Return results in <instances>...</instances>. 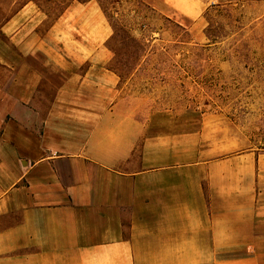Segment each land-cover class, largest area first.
<instances>
[{"label":"crops","instance_id":"0c3cea01","mask_svg":"<svg viewBox=\"0 0 264 264\" xmlns=\"http://www.w3.org/2000/svg\"><path fill=\"white\" fill-rule=\"evenodd\" d=\"M29 8L0 25V264H264V156L217 118L151 132Z\"/></svg>","mask_w":264,"mask_h":264},{"label":"rangeland","instance_id":"374dc122","mask_svg":"<svg viewBox=\"0 0 264 264\" xmlns=\"http://www.w3.org/2000/svg\"><path fill=\"white\" fill-rule=\"evenodd\" d=\"M26 3L18 25L44 38L46 56L86 59L95 81L105 68L122 72L115 94L136 100L151 132L217 118L243 137L238 152L264 156V0H0V25ZM114 20L119 56L133 54L124 32L140 43L128 64L112 62Z\"/></svg>","mask_w":264,"mask_h":264},{"label":"trees","instance_id":"16d2710c","mask_svg":"<svg viewBox=\"0 0 264 264\" xmlns=\"http://www.w3.org/2000/svg\"><path fill=\"white\" fill-rule=\"evenodd\" d=\"M101 8L103 9V11L105 12V9L103 8V6H101ZM114 19L113 17L110 16L109 20ZM116 24L119 25L118 20H114V23L111 21V25H112V29H113V33L110 37V42L112 43L110 50L113 52L114 56L112 59V62H117L119 63V65H121V63L124 64H128L132 59H135V52L138 47V45L140 44L137 39L132 36L129 32H124V37H123V43L122 45L126 47L127 50H132L131 52H133L132 56H119L115 50V46H118L119 43H121V41L119 42L118 38H119V34H120V28H118L116 26ZM122 60H121V59ZM109 70H111L112 72H114L120 79L123 77L122 72H120L119 70H117L116 68H108Z\"/></svg>","mask_w":264,"mask_h":264}]
</instances>
